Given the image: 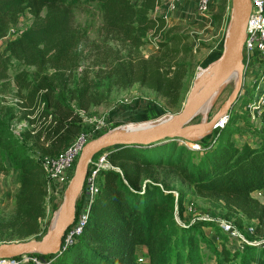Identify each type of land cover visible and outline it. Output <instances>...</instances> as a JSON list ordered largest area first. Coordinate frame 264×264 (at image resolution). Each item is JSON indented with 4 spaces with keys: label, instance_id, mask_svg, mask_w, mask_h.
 I'll return each mask as SVG.
<instances>
[{
    "label": "trees",
    "instance_id": "1",
    "mask_svg": "<svg viewBox=\"0 0 264 264\" xmlns=\"http://www.w3.org/2000/svg\"><path fill=\"white\" fill-rule=\"evenodd\" d=\"M95 1L106 40L105 53L91 59L80 49L87 33L75 24L74 4L69 0H0V36L7 34L26 8L34 16L31 26L10 41L6 55H0V64L14 58L33 67L32 71L19 69L13 78L23 100L20 112L30 127L19 137L13 133L9 120L17 117L15 107L9 108V119L0 116V157L19 171L15 211L7 219L0 218V242L2 236L22 241L45 234L47 172L37 153L56 156L72 145L84 128L81 111L107 102L114 88L135 83L164 99L169 109L179 112L186 101V63L173 55L187 35L165 32L163 16L151 17L160 0ZM150 31L164 35L158 52L144 57L140 48ZM2 71L4 76L6 66ZM262 80L264 72L258 79ZM262 114L260 144L235 143L237 121L245 117L237 112L215 144L200 155L175 138L117 145L95 155L94 159L107 152L114 167L100 172L99 191L82 234L48 264H139V245L147 247L151 264H207L200 246L206 240L199 236L204 226L213 227L222 238L220 248L207 242L216 264H264V203L252 195L264 193V109ZM30 148L35 149L33 155ZM158 167L173 168L199 192L216 195L228 209L256 219L262 241L246 242L239 249L229 245L236 242L220 233L213 220L182 225L176 213L182 218L183 198L159 183Z\"/></svg>",
    "mask_w": 264,
    "mask_h": 264
},
{
    "label": "rangeland",
    "instance_id": "2",
    "mask_svg": "<svg viewBox=\"0 0 264 264\" xmlns=\"http://www.w3.org/2000/svg\"><path fill=\"white\" fill-rule=\"evenodd\" d=\"M132 1L134 3L141 2V0ZM173 1L174 0H160V4L152 11L151 17L157 18L162 16L169 8V4ZM181 1L182 0L177 1L176 8L169 12V17L167 19L164 18L166 20V25L163 30L165 32L171 31L172 33L187 35V38L178 44L181 50L174 54L173 58L177 61H184L186 63L185 81L189 84L187 85L189 88L187 92L188 97L192 93L195 85L197 86L199 77L204 73H211V71L217 67V62L224 54L233 20V0H210V9L205 14H200L197 6L187 9V11L185 9L183 12ZM69 2L74 4L75 24L81 26L87 33V40L83 42L80 49L83 55L95 59L100 53L101 55L105 53L104 40H106V33L102 28V16L99 4L95 0H69ZM43 14H45V11ZM33 20V14L26 8L19 14L18 19L10 25V28H14V33L19 36L25 29L31 26ZM9 31L10 29L6 35L0 36V55H2V57L6 55V48L10 41L14 40L12 35L8 37ZM163 35L164 32L154 33V31H150L145 39V43L140 48L141 55L149 57L157 53L160 49L158 41L163 39ZM110 43L116 44L112 40ZM248 61V55L244 52L242 57V62L245 64L243 88L234 107L226 112L228 120L237 112L245 115L244 118H240L237 121L238 133L233 136L238 146L245 142L260 144L262 140L261 128L263 126V117L259 120H253L249 114L251 109L247 107L251 104V101L253 103L256 101L260 82L258 79L262 76L263 72H261V62L254 55L251 60L254 64V68L252 69L254 73H252L253 71L250 69L249 65H247L250 63ZM4 66H6L7 71L3 76L2 68H4ZM23 68L29 71L33 70V67H26V65L14 58L0 64V116L6 120L9 119L11 116L9 108L15 107V114L17 117L9 121L11 130L18 137L27 127H30L28 121L20 112L21 105L19 106L20 108H18L14 100L16 97L20 98V96L18 95V87L13 78L16 72ZM255 81H257L255 84L256 88H254ZM236 84L237 75H234L217 97L211 102L209 101L204 108L195 115L189 125L211 119L222 104L230 98ZM244 103H247L246 107H242ZM177 113V109L167 108L164 99L157 96L156 93L151 90L140 86L139 83L132 84L128 87L114 88L109 93V100L107 102L90 107L88 112L81 111L84 124L83 131H86L91 136L90 140L108 134L115 129L122 130L127 126H142L144 123L159 122ZM221 129L222 128L213 127L207 130L205 134L195 136L192 140L181 138L179 142L192 149L194 154L200 155L202 149L215 144ZM29 151L33 155L35 149L30 148ZM37 155L38 157L41 156L38 153ZM1 165L6 167L5 170H2ZM155 169L158 172L157 177L162 182L159 183L165 189L172 192L177 198H183L184 213L182 218L179 216L178 212L176 213V219L182 225L195 223L199 219L213 220L217 225L222 221H229L245 232L250 221L253 220L246 218L238 211L228 209L225 202L216 195L199 192L173 168L158 167ZM18 186L19 171L12 167L9 160H3L0 157V218L3 217L7 219L14 213L15 205L13 195ZM252 195L264 203V193L261 190L253 192ZM174 205L177 210L178 202L175 201ZM52 217L53 213L51 217L48 215L47 220L45 218V223L48 222L49 224V218L51 220ZM49 231L50 229L47 227L43 231L45 232L43 237ZM219 232L221 233V230H219ZM199 236L206 240V242L202 241L200 243L202 252L205 254L206 263L216 264L217 258L211 255L210 250L207 248V242H213L217 248H220L222 238L218 237V234L215 233L211 226L200 227ZM2 237L0 244L14 241L9 240L6 236ZM248 237L260 239L262 236L255 232L254 234L248 235ZM42 238L38 237L33 239L41 240ZM229 245L237 247L238 243H229Z\"/></svg>",
    "mask_w": 264,
    "mask_h": 264
},
{
    "label": "water",
    "instance_id": "3",
    "mask_svg": "<svg viewBox=\"0 0 264 264\" xmlns=\"http://www.w3.org/2000/svg\"><path fill=\"white\" fill-rule=\"evenodd\" d=\"M251 7V0H233V20L224 54L217 62L216 70L210 73L200 86L195 85L182 109L176 115L168 117L160 123L146 124L141 133L133 134L115 129L108 134L90 140L84 146L75 173L66 188L57 224L41 240L31 239L1 243L0 261L35 251L45 254L60 253L66 229L75 221L77 201L83 190L89 164L95 155L117 145H148L165 138H175L179 141L181 138L192 140L193 132L197 128L201 126L213 128L222 115L234 107L244 84L245 64L242 62V57ZM237 68L238 80L230 98L208 121L189 125L195 115L216 95ZM188 125V131H184Z\"/></svg>",
    "mask_w": 264,
    "mask_h": 264
},
{
    "label": "built area",
    "instance_id": "4",
    "mask_svg": "<svg viewBox=\"0 0 264 264\" xmlns=\"http://www.w3.org/2000/svg\"><path fill=\"white\" fill-rule=\"evenodd\" d=\"M177 1L180 0H174L169 4V8L162 15L163 18L167 19L169 17L168 14L176 8ZM251 6L243 54L244 52L247 53L249 61L252 60L254 55L261 62V72H264V0H251ZM197 9L200 14L207 13L210 9V0H198ZM14 32L15 29L10 28L8 37L12 35V38L15 39L17 35ZM14 100L15 104L20 108L19 106L22 104L23 100L19 97H16ZM247 108L251 109L249 114L253 120L262 118L264 109V80L259 82L256 101L254 103L251 101V104H249ZM220 120H218L214 128H223L228 121L226 115L220 118ZM90 138L91 136L86 131H83L72 145L58 155L40 156V160L47 172L46 220L48 215L51 217L53 213L51 220L49 218V224L48 222L45 223L50 230L53 228L56 218L60 215L66 188L75 173L76 165L82 150L90 141ZM110 167L114 166L107 159V152H103L97 158L91 160L83 190L78 198L80 204L76 208V218L73 224L66 229L62 239L60 253L82 234L84 225L88 219L90 204L99 191L100 172L103 168ZM257 222L256 219L250 221L245 232L229 221L220 222L219 227L223 233H226L231 239H234L236 243H238L237 247L239 249H242L243 244L246 242H260L264 240L248 237V235L256 232ZM53 255L57 254H45L41 251H35L5 259L2 260V262L11 264H48L54 259ZM136 257L139 264H151L147 251L138 252Z\"/></svg>",
    "mask_w": 264,
    "mask_h": 264
},
{
    "label": "bare ground",
    "instance_id": "5",
    "mask_svg": "<svg viewBox=\"0 0 264 264\" xmlns=\"http://www.w3.org/2000/svg\"><path fill=\"white\" fill-rule=\"evenodd\" d=\"M216 70V68L215 69H213L212 71H211V73H213L214 71ZM208 75H210V73L208 74V73H204V74H202L200 77H199V79H198V82H197V86H200L201 84H202V82L207 78V76ZM234 75H237V80H238V75H239V73H238V68L231 74V76L229 77V79H227V81L222 85V87H221V89L216 93V95H214V97H212L211 98V100H210V102L213 100V99H215L216 97H217V95L221 92V90L224 88V86L228 83V81L234 76ZM224 115H226V114H224ZM224 115H222V117H224ZM221 117V118H222ZM166 119V118H165ZM164 119H162V120H160L159 122H155V123H144V124H142V126H127V127H125V128H123L122 130H119V131H122V132H128V133H141L142 131H144V130H142V128H143V126H145L146 124H150V125H152V124H157V123H160L161 121H163ZM221 121V120H220ZM219 121V122H220ZM188 129H189V127H185L184 128V131H188ZM210 128H207V127H205V126H201V127H199V128H197L194 132H193V138L195 137V136H198V135H203V134H205V132L207 131V130H209ZM60 216V215H59ZM59 216L56 218V220H55V223H54V225H53V227L57 224V222H58V220H59Z\"/></svg>",
    "mask_w": 264,
    "mask_h": 264
},
{
    "label": "crops",
    "instance_id": "6",
    "mask_svg": "<svg viewBox=\"0 0 264 264\" xmlns=\"http://www.w3.org/2000/svg\"><path fill=\"white\" fill-rule=\"evenodd\" d=\"M193 6H195V7L197 6V0H182L181 1V8H183V10H182L183 12L185 9L187 11V9L192 8ZM248 62H250V63L247 65H249L250 69L252 70L254 68V64L252 63V61H248ZM252 73H254V71ZM82 197H83V195H82ZM6 198H7V196H6ZM143 251H147V247L145 245H139L136 249V254L138 252H143Z\"/></svg>",
    "mask_w": 264,
    "mask_h": 264
}]
</instances>
